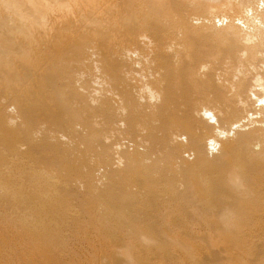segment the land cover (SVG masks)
<instances>
[{
    "label": "bare ground",
    "instance_id": "6f19581e",
    "mask_svg": "<svg viewBox=\"0 0 264 264\" xmlns=\"http://www.w3.org/2000/svg\"><path fill=\"white\" fill-rule=\"evenodd\" d=\"M75 205L109 264L262 257L264 0H0V236L51 246Z\"/></svg>",
    "mask_w": 264,
    "mask_h": 264
},
{
    "label": "rangeland",
    "instance_id": "374dc122",
    "mask_svg": "<svg viewBox=\"0 0 264 264\" xmlns=\"http://www.w3.org/2000/svg\"><path fill=\"white\" fill-rule=\"evenodd\" d=\"M51 132L54 134V138H55V127H51ZM54 145L52 146V147H50V148H48V149H46V148H41V153L42 154H46L47 156H48V158H46V159H40L39 161H37V162H35V163H30L29 164V167H35V166H37L38 165V167L40 168V169H42L43 171H46V172H50V175L51 176H53V178L51 179V182L56 186V187H61V185L62 186H65L67 183H69L70 182V180H74V179H77L78 178V172H67V171H56L55 172V165H59L60 163H62V162H60V163H57V164H55V143H53ZM51 165H54V166H51ZM79 167V169L80 168H82V166L81 165H79L78 166ZM46 174L44 173L43 174V176H45ZM23 180H26L25 178H22ZM73 203H75L74 201H72ZM73 206H74V204H73ZM72 206V207H73ZM70 209H72L71 211H70ZM69 209V211H68V213L70 214V216H68V218H76L77 216H78V219H79V221L77 220V221H75V220H73V219H70L71 221H68L67 222V228H65V231L63 232L64 234L63 235H59L58 236V238L59 239H61V236H62V238H64V241H63V239H62V242H61V240H59L58 238H55V239H57V240H55L54 239V244H52L51 246H49V245H47V243H49L48 242V240L46 239V237L47 236H44L45 234H43V238H42V236L41 235H38L39 237H37L36 236V238H40L41 239V241H43V239H45L44 241L45 242H47L46 244H42V242L41 241H39V240H36L35 239V237H32L31 239L29 238V239H14V238H9V240H8V238L6 237V239H5V236H0V264H32V263H34L35 264V262H37L36 264H40V262L42 261V263H43V259L44 258H47L48 260H50V262L48 263V264H89V262L91 261V259H92V264L94 263V264H98L99 262H103L102 260H104L105 259V257H104V259H103V256H104V254H105V251L108 253H106L105 254V256H106V259H108L107 257H110V256H113L114 255V253L116 254L117 253V251H111V249H109V248H112V250H114V248H116V247H114V246H112L113 244L115 245L116 243L119 245L118 247H121L120 248V250L121 249H123L122 247H123V244L125 243V239L124 238H122L121 237V240H119L118 239V237H120V236H118L117 237V235L118 234H116L115 233V230H114V226H113V231H110L109 233H106L105 235H104V233L105 232H100V231H98L97 229H96V227H95V218H91V217H88V216H85V215H82V214H78V210H77V207H76V205H75V207H73V208H70ZM71 212H73V213H71ZM66 212H64L63 214H62V212H61V214H62V217H63V215L65 214ZM61 214L59 213V214H57V216H56V218L58 219L59 218V215H60V217H61ZM68 214V215H69ZM66 215V214H65ZM80 216H82V217H80ZM83 219V220H82ZM59 221V220H58ZM75 221V222H74ZM79 222V223H78ZM53 224H54V222H52ZM78 223V224H77ZM80 223H82V224H80ZM85 223V224H84ZM73 224V225H72ZM90 224H92V226L90 225ZM77 225V226H76ZM84 226V227H83ZM64 228V227H63ZM84 228V229H83ZM116 228V227H115ZM86 229H87V231H86ZM110 230H112V228L110 227L109 228ZM96 230H97V232H96ZM69 231V232H68ZM90 232H91V234H90ZM99 232V233H98ZM112 232H113V234H112ZM60 233H62V232H60ZM72 233V234H71ZM84 233V234H83ZM111 233V234H110ZM116 235H115V234ZM86 234V235H85ZM88 234V235H87ZM93 234H95V235H93ZM108 234L110 235V236H108ZM81 235V236H80ZM113 235H115L116 237H117V239H114V238H116V237H114ZM96 236V237H95ZM103 237L102 239H101V237ZM111 236H113V237H111ZM89 237V238H88ZM94 239H93V238ZM113 238L114 240H111V238ZM34 238V239H33ZM105 238H107V239H105ZM254 238V239H253ZM253 238H251V240H250V242H249V240H248V242H247V239H249V238H247L246 239V241L245 242H247V244H249V245H254L253 243L255 242V244L257 243L258 244V247L256 246V248H257V250L259 251V253H261V254H259L260 256L262 255V257L261 258H256V257H254L253 258V256H242L241 257V259H240V257L236 254V251H234L233 249H231L230 251H229V255L231 256L230 258L228 257L229 255H227L226 253H224L222 250H220L219 249V247L217 246V244H216V241L215 240H213V239H210V238H202V239H200V238H197V239H195V238H188V237H185V241H192L193 239H195L196 240V242L198 241V243H199V246L201 245V247H204L205 246V249L204 248H200V247H197L196 248V251L198 252V255H205V254H207L208 255V253H211V252H213L214 251V254H216V256L217 257H220V262H221V264H264V235H262V237L260 236V237H253ZM4 239H5V241L7 242V244H6V242L4 241ZM200 239V240H199ZM12 240V241H11ZM20 240V241H19ZM32 240L34 241V242H32ZM36 240V241H35ZM47 240V241H46ZM62 243V245H63V247L62 246H60V244L61 243H59V241ZM97 240H99V241H97ZM120 242H119V241ZM176 240H178V238L176 239ZM179 240H181V239H179ZM4 241V242H3ZM29 241V242H28ZM43 241V242H44ZM56 241V242H55ZM106 241V242H105ZM114 241V242H113ZM181 241H183V240H181ZM204 241V243L203 244H201L202 242ZM15 242V243H14ZM18 242V243H17ZM97 242V243H96ZM111 242V243H110ZM112 242H113V244H112ZM160 242H161V244H162V246H170V244H172V239L171 238H164V239H162V238H160ZM174 242V241H173ZM193 242H195V241H193ZM253 242V243H252ZM3 243H5V246H4V244ZM10 243V245H8ZM12 243V244H11ZM27 243H29V244H27ZM35 244V245H32V244ZM38 243V244H37ZM41 243V244H40ZM66 243V244H65ZM105 243V244H104ZM109 243V244H108ZM121 243H123L122 245H121ZM36 244H37V246H36ZM55 244H57V246L55 245ZM65 244V245H64ZM93 244V245H92ZM100 244V245H99ZM117 244H116V246H117ZM256 244V245H257ZM24 245V246H23ZM28 245H31V246H28ZM47 245V246H46ZM53 245H55V247L53 246ZM67 245V246H66ZM72 245V246H71ZM105 245H108L109 247H107V246H105ZM112 247H111V246ZM121 245V246H120ZM184 246H185V244H183ZM203 245V246H202ZM212 245V246H211ZM9 246V247H8ZM15 246V247H14ZM28 246V247H27ZM34 246H36V247H34ZM40 246V247H39ZM88 246V247H87ZM104 247V250L102 249L103 247ZM183 246V249L185 250V247ZM27 247V248H26ZM29 247H31L32 249H30ZM33 247H34V249L37 251V253H36V251H34V249H33ZM50 247H52V248H50ZM60 247V248H59ZM118 247H117V249H118ZM180 247H182V245L181 246H179V248ZM187 247V246H186ZM206 247L209 249V250H211V251H209L208 249L206 250ZM6 248V249H5ZM14 248V249H13ZM16 248V249H15ZM19 248V249H18ZM46 248V249H45ZM49 248V249H48ZM63 248H65V249H63ZM126 247H124V249H125ZM179 248L177 249H175L176 251L174 252V254L177 256V258H175V256L174 255H172V257H173V261H174V263L175 264H196L195 263V259H189V258H191L190 256H188L187 255V253H185L184 254V256H185V258H182V257H184L183 256V253L182 252H187L186 250L184 251L182 248L180 249L181 250V252H180V250H179ZM188 248V247H187ZM186 248V249H187ZM193 248H194V246H193ZM45 251H44V250ZM58 249V250H57ZM60 249V250H59ZM63 249V250H62ZM93 249H95V250H93ZM117 249H115V250H117ZM190 249V248H189ZM189 249H187V250H189ZM195 249V248H194ZM200 249H202V250H200ZM50 250H52L51 252H50ZM72 250V251H71ZM87 250V251H86ZM98 250V251H97ZM120 250H118V254L120 253L119 251ZM177 250H179V251H177ZM183 250V251H182ZM233 250V251H232ZM32 251H34V252H32ZM42 251V252H41ZM44 251V252H43ZM49 251V253H50V255L49 256H47V254H49V253H47ZM55 251H56V253H55ZM93 251L95 252V253H93ZM100 251V252H99ZM113 252L112 254H111V252ZM206 251V252H205ZM58 252V253H57ZM88 252H89V255H88ZM101 252H102V254H101ZM104 252V253H103ZM64 253V254H63ZM84 253V254H83ZM41 254V255H40ZM63 254V255H62ZM102 255V260L100 259V257H101V255ZM110 254V255H109ZM118 254H117V256H116V258L117 257H119V258H117L118 259V263H119V261L121 262V264H122V261L124 260V258H123V260H122V258H120L122 255L121 254H119V256H118ZM236 254V255H235ZM20 255V256H19ZM67 255V256H66ZM95 255V256H94ZM96 255L97 256H99V258H95L96 257ZM187 255V256H186ZM242 255H247V254H242ZM61 256H63V257H61ZM87 257V258H86ZM151 257V256H150ZM179 257V258H178ZM228 257V258H227ZM42 258V259H41ZM113 258V257H112ZM116 258H113V261L115 262H113L112 261V263H114V264H117V259ZM156 259V262L155 261H152L151 259ZM175 258V259H174ZM236 258V259H235ZM251 258V259H250ZM256 258V259H255ZM25 261H24V260ZM55 259H56V262H55ZM89 261H88V260ZM97 259H99V261H97ZM106 259H105V261H106ZM115 259V260H114ZM119 259H121V260H119ZM153 259V260H154ZM178 259V260H177ZM182 259V260H181ZM229 259V260H228ZM64 260V261H63ZM78 260V261H77ZM82 260V261H81ZM87 260V261H86ZM109 260H111V258H109ZM108 260V261H109ZM150 260V261H149ZM176 260V261H175ZM6 261V262H5ZM30 263H29V262ZM33 261V262H32ZM61 261V262H60ZM108 261H106L108 264L109 263H111V261L110 262H108ZM154 262L155 264H160L162 261H158L157 260V258H155V256L154 257H151L150 259L149 258H145V260H143V264H148L149 262ZM180 261V262H179ZM58 262V263H57ZM91 262H90V264H91ZM106 262H103L102 264H107ZM145 262V263H144ZM41 263V264H42ZM142 263H140V264H142ZM153 263V264H154ZM100 264V263H99ZM120 264V263H119ZM149 264H152V263H149ZM161 264H173V262H170V261H164V262H162ZM214 264H216V263H214Z\"/></svg>",
    "mask_w": 264,
    "mask_h": 264
}]
</instances>
